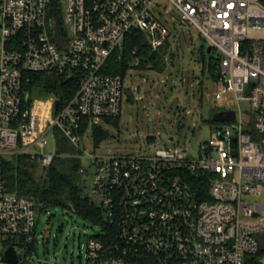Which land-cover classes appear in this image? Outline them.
<instances>
[{
	"label": "built area",
	"instance_id": "built-area-1",
	"mask_svg": "<svg viewBox=\"0 0 264 264\" xmlns=\"http://www.w3.org/2000/svg\"><path fill=\"white\" fill-rule=\"evenodd\" d=\"M157 1L0 0V164L22 154L49 165L56 131L85 151L84 120L119 115L128 88L102 71L109 55L135 30L153 49L169 36L154 13ZM165 1L215 51L217 75L205 90L210 105L233 110L234 119L197 155L179 143L148 155L78 154L113 230L97 225L88 235L86 264H264V203L250 199L264 194V3ZM36 73L71 77L75 91L33 99L28 82ZM48 135L51 152L44 151ZM195 180L201 190L207 182L208 198L196 195ZM37 214L34 199L9 191L0 172V255L34 240Z\"/></svg>",
	"mask_w": 264,
	"mask_h": 264
},
{
	"label": "rangeland",
	"instance_id": "rangeland-1",
	"mask_svg": "<svg viewBox=\"0 0 264 264\" xmlns=\"http://www.w3.org/2000/svg\"><path fill=\"white\" fill-rule=\"evenodd\" d=\"M154 13L169 31L166 39L170 53L173 54L172 64L163 72L129 69L125 84L132 95V101L127 100L128 95H125L117 125L107 123L104 119L96 121L97 125L109 133L97 146L93 142L92 124H88L81 134V147L85 155H148L157 147L174 143L185 146L187 151L197 155L202 144L216 130L229 126L223 121H207L217 111L203 94V86L208 90L212 87L211 80L201 72V50L207 60L209 54L206 48L209 44L192 26L180 22L178 13L165 0L157 1ZM210 55L216 57L215 51ZM31 94L33 99L50 96V93L40 88ZM240 106L245 123L251 127L254 118L247 101L241 100ZM148 137L154 140L148 142ZM47 140L44 151L51 152L52 136L48 135ZM82 163L84 167L87 166V159L83 158ZM90 170L93 171L94 167L91 166ZM82 179L87 185L83 191L91 195L92 173L83 175ZM90 198L96 205L99 204L97 196L91 195ZM250 199L264 203V194ZM98 230L96 224L72 211L53 208L38 212L36 241L24 264H86L88 235H94ZM16 252L23 259L26 249L16 247Z\"/></svg>",
	"mask_w": 264,
	"mask_h": 264
},
{
	"label": "trees",
	"instance_id": "trees-1",
	"mask_svg": "<svg viewBox=\"0 0 264 264\" xmlns=\"http://www.w3.org/2000/svg\"><path fill=\"white\" fill-rule=\"evenodd\" d=\"M264 3V0H261ZM203 61L201 72L209 79H214L217 75V59L209 54L205 60V53L201 50ZM207 53V52H206ZM173 54L169 50L167 39L153 49L147 40L145 34L140 31H133L127 34L121 47L116 48L107 58L103 66V72L110 75H119L124 80L131 68L141 70L150 69L157 72H163L172 64ZM138 57L139 62L134 64V58ZM30 91L43 89L47 93H52L62 97L71 96L76 88L75 81L64 74H32L28 82ZM204 88V86H203ZM127 100L132 101V95L129 88H125ZM107 123L118 124L120 114L115 117L103 118ZM207 121L214 122L212 119ZM87 123L84 120L79 131L80 135L86 130ZM93 142L98 145L101 139L106 138L109 133L94 123L92 125ZM57 136V155L47 166H42L36 159H30L27 155H10L4 157L0 164L1 176L5 186L11 192L19 195L31 196L36 204L38 212H46L49 209L60 208L63 211H72L76 215L89 220L91 223L99 225L109 233L112 228L106 225L104 221V210L96 205L90 198V194L83 191L87 185L83 182V174L80 171L82 164L78 156L83 150L73 145L60 131H56ZM148 137V142L153 141ZM198 180V179H196ZM193 185L194 191L199 198H208V184L204 182V190L196 187L198 181ZM195 186V187H194ZM52 216V214H50ZM34 240L29 244H21L20 248H25L26 252L19 262L24 264L27 256L34 248ZM9 244L10 241L5 242ZM0 261L6 262L3 254L0 255Z\"/></svg>",
	"mask_w": 264,
	"mask_h": 264
},
{
	"label": "water",
	"instance_id": "water-1",
	"mask_svg": "<svg viewBox=\"0 0 264 264\" xmlns=\"http://www.w3.org/2000/svg\"><path fill=\"white\" fill-rule=\"evenodd\" d=\"M206 52H211V46H207ZM56 103V102H55ZM213 121H228L234 119V111L233 110H220L216 111L211 118ZM4 259L9 264H17L18 262V254L13 248V246H6L3 252Z\"/></svg>",
	"mask_w": 264,
	"mask_h": 264
},
{
	"label": "crops",
	"instance_id": "crops-1",
	"mask_svg": "<svg viewBox=\"0 0 264 264\" xmlns=\"http://www.w3.org/2000/svg\"><path fill=\"white\" fill-rule=\"evenodd\" d=\"M203 89H204L203 94L205 93V95H206V97H207V99H208V102H209V95L207 94V92H206V90H205V87H204ZM201 96H203V95H201ZM0 263H1V264H4V263L9 264L8 262H2V261H0Z\"/></svg>",
	"mask_w": 264,
	"mask_h": 264
}]
</instances>
